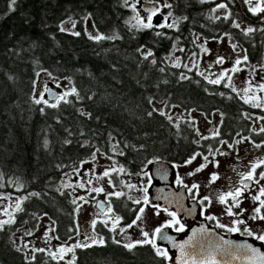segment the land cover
<instances>
[{"label":"trees","instance_id":"16d2710c","mask_svg":"<svg viewBox=\"0 0 264 264\" xmlns=\"http://www.w3.org/2000/svg\"><path fill=\"white\" fill-rule=\"evenodd\" d=\"M171 1H178L193 20L202 13L186 6L185 0ZM7 5L8 0H0V183L5 185L0 194L25 197L37 192L40 196L24 200L16 223L0 232V264H57L47 252L26 261V252L15 250L11 235L25 222L33 228V219L45 213L57 224L58 219L74 215L70 190L61 188L69 183L65 172L71 174L72 167L87 160L97 147L113 154L112 146L118 144L117 153L123 150L124 155L114 156L132 173L146 159L174 154L178 138L174 134L186 126L158 113L149 117L154 103L164 102V112L178 106L209 113L222 105L207 89L210 83L183 66L194 50L192 34L200 29L196 26L180 21L178 30L135 31L131 28L133 11L123 0H17L14 12ZM87 15L98 34L120 38L89 39L83 26ZM66 20L75 21V27L62 32ZM215 27L211 23L208 28ZM156 31L166 35L157 37ZM175 37L180 38L176 44L184 52L173 51ZM141 45L153 51L157 64L142 59L136 51ZM170 53L179 57L181 67L172 66ZM37 72L70 78L81 99L69 96L70 103L41 113L42 105L31 99ZM181 73L189 79H181ZM81 111L91 113V118L81 116ZM65 140L72 143L65 144ZM85 141L89 147L80 146ZM142 144L145 149L137 151ZM75 255V264H161L149 246L130 252L111 237L104 246L78 249ZM163 264L170 263L165 260Z\"/></svg>","mask_w":264,"mask_h":264},{"label":"snow or ice","instance_id":"6c2138e0","mask_svg":"<svg viewBox=\"0 0 264 264\" xmlns=\"http://www.w3.org/2000/svg\"><path fill=\"white\" fill-rule=\"evenodd\" d=\"M141 2V0H135L134 3H129V0H124V6L131 8V10L136 13V15L132 18L136 21L135 24L131 25V28L135 31H143V30H154L159 28H168L178 30L179 22L181 20H186L187 17L173 18V13L171 11L166 14L162 12L164 8H171L172 5L168 2V0H149L154 6L151 8L145 9L146 15L141 16L137 5ZM201 3L207 2V0H200ZM241 2L247 6V11L254 16H258L262 21H264V0H241ZM214 7L211 9L212 13H216L219 10H223L222 15H216L214 17H210L214 20H224L230 21L232 27L241 29V25L231 20V11L230 6L235 3V0H220L219 3H215L213 0ZM17 4V0H8V10L10 12H14L16 10L15 6ZM160 15L162 17L161 22L156 24L154 23V17ZM171 18V19H170ZM63 23V22H62ZM75 27V23L73 22V28ZM60 31H66V29L61 26ZM245 36L252 34L256 31L264 32V28L256 29L251 26L246 29H241ZM73 35H80L79 32H73ZM155 35L157 37L166 35L163 32L156 31ZM224 35H228L225 33ZM119 36L108 37L103 34H97L96 36L89 35V39H94L96 41L104 40V39H119ZM198 38V37H197ZM179 37L174 38L173 43V51L184 52V48H178L176 42L179 41ZM219 39H223L220 37ZM201 52L209 53V49L205 48L203 45H197ZM232 49L234 52H237V57L233 63L231 69H224L218 75L213 73L212 76L215 78H210L209 76H204V79L208 81V83L213 85H219L224 82L223 86L226 88H230L231 92L239 94V92H243V95L239 98L245 103L250 104L254 108H259L264 111V75H261V72H264V64L255 65L252 67V71L256 73L258 80L254 82L253 80H246V86L243 89H237L232 84V76L229 73H237L242 71L243 69L240 65H247L248 55L247 50H244V55L241 56L238 49V45L233 43ZM140 53L141 57L145 61H149L150 63L155 65L157 64V60L154 58L153 51L151 49L146 48L145 45H141L136 50ZM198 54L192 53L191 56L194 58ZM151 58V59H150ZM168 59L172 61L173 67H181L179 62V57H176L172 53L169 54ZM217 65H222L224 63V57L217 56L214 61ZM188 68V65H183ZM196 63L193 62V67H196ZM211 68V65H209ZM191 71V68H188ZM46 71V70H42ZM161 72L165 71L164 68L160 69ZM203 76V73H199ZM50 79H57L52 76V73H47ZM36 76L39 77L40 73L37 72ZM181 79H189L184 73L180 75ZM11 79V77H9ZM69 80L70 78H65ZM33 95L31 97L32 102L35 105H42L39 108L41 113L45 112L46 108H58L61 103L67 104L70 103L68 97L75 95L77 99H81L75 87L70 89H66L63 92H56L55 89H59L62 85L57 82L53 87H49L46 83L43 87V90L39 91L37 94V86L36 80H33ZM259 91L262 95H257L256 91ZM221 96H224V93H220ZM231 98V97H229ZM91 99V97H89ZM149 103H153V98H149ZM175 107V106H173ZM154 113H158L161 116L167 115L162 109H157L155 107L152 108L151 111L147 113L149 117H151ZM81 116H87L91 118V113H85L83 111L80 112ZM220 122L222 125L224 122V113H220ZM245 119H251V116L245 115ZM170 122L172 121V117L168 116ZM260 121H264V116H260L256 118V123ZM59 122V120L57 121ZM192 123V122H189ZM211 123V121H209ZM255 135H261L264 137V127H259L258 130H253ZM81 136L84 135L83 132L80 133ZM69 135H72L71 131H69ZM197 135L200 137L196 143H199L201 140L208 139H216L220 136V127L219 125L215 126V130L211 132L209 136H204L199 133L197 130ZM240 137V139L236 140L235 143H243L247 141L251 143L254 148L260 149L264 147V139H261L259 143H257L250 136H241L240 133L236 134ZM111 138V134H110ZM72 143L71 140H65V144ZM220 145H227L229 149H233V143L221 139L219 141ZM48 141H44V147L47 148ZM81 147H89V143L85 141L80 145ZM124 147H129L128 145H124ZM119 145L112 146L113 155H108L107 151H103L100 148H95V150L91 153L90 160H82L80 161L79 166H73L71 174L65 172L64 176L69 177L70 182L61 185V188H69L72 187L73 193L76 192L77 189L85 192V195H73L71 203L74 205L73 213L78 215L82 210L85 204H93L97 209V212L94 218L90 222V228L92 229V235L82 234L79 230L78 222L74 221V227H70L68 229L69 233H75L76 236L83 235L82 240H78L74 245L68 246L66 242L64 244L59 245L55 250L45 249V248H34L30 247L28 242H24L22 247H16L15 250L17 252H23L28 250L31 255L25 256V260H35V254L40 252H47L50 256L51 260L57 261L59 264L60 261L64 260V257L67 253H73L70 260L66 261L65 264H75L76 255L74 254V250L77 248L80 249H88L94 246H104L106 243L105 237L100 235L97 230V225L102 224L104 228L108 229V231L115 233L117 235L124 234L128 229L137 228L139 229V234L142 239L132 240L127 243H123L120 240L115 239L113 236V243L117 245H121L123 248L128 251H133L138 247L149 246L153 250V254L155 257L160 258L161 264L163 261H171L173 258L169 255L167 249L160 247L157 244V239L170 242L172 247L179 249L180 255L176 257L175 264H233L235 261H240L241 264H264V251H261L259 248L254 247L250 244H233L227 240H221L219 243H199L197 242L195 245L194 241H197V237L200 233L206 232V229L201 227L200 229H193L192 235L188 237L186 241L183 243L177 242L174 237L168 235L165 231L166 229H172L176 233H182L185 231V224L181 222L180 218H178L176 211H171L169 207L162 206L159 203H153V200H165L169 206L179 205L180 209L183 210V206L180 205V200L182 197L181 193H176L172 196H156L153 198L149 197V188L153 186V175L150 174V170H148L149 165H153L159 163V157L154 159H146L143 167H141L140 171L137 173L129 174L123 166L115 167L109 166L104 167L101 172L96 171V166L94 165L91 169H85L83 167L84 164L94 162L97 159L98 155H104L107 159L112 160L113 156L116 154L124 155L123 150H120L117 153V149ZM145 149V145H140L137 151H142ZM216 155H228V153L224 152L220 147H213L212 145L208 146V154L205 155L203 153H194L191 157H189L184 164L189 165L197 158V156H203V159L206 163L200 164L199 167L195 168L193 171L187 173L188 176H194L196 173L200 172L204 169L208 163H214L216 167H219V162L215 160ZM209 157L213 159L210 160ZM239 159V155L237 153V160ZM58 167H61L58 165ZM178 167L177 165H173V168ZM259 169V171H258ZM234 173H236L237 179L232 181L229 178V188L227 192H221L216 197V202L221 205H224V215L228 217H232L230 224L221 223L220 219L215 215H206L205 219L209 221H215V227L219 229H223L229 233H243L248 237H251L253 240L260 242L264 245V230L262 231H254L252 227L249 225V221H264V159H260L256 162H250V164L245 168V170L240 171L236 168H233ZM120 174L124 175H135L140 178L138 183H133L131 181L118 180L117 176ZM156 175H158L159 179L167 180L168 179V170L164 168L156 169ZM96 177V182L100 180L107 179V187L104 185L97 186V183L93 181V179L89 177ZM219 178L218 173L213 172L210 175L209 184L214 183ZM2 179V177H0ZM175 184L186 191L187 194L190 195V198L195 202V205L200 206V215H204L207 209L212 205L213 200L210 196H199V190L201 185L198 183H192L191 185L185 183L184 177L180 176L178 173L175 176ZM5 185L0 183V188ZM111 191H108V189ZM127 189V192L124 190ZM19 190V188H17ZM60 191V189H57ZM133 191L141 193L140 196L134 197L130 195ZM163 191V190H161ZM61 194H64L63 192ZM94 194V195H93ZM68 195H72V193H68ZM103 196V200L98 199L97 197ZM248 195H251V200L256 205L252 210V215L248 216L247 219H244L246 209L242 208L241 205L245 199H248ZM36 196L39 197L40 193L31 192L25 197H17L14 202V206H7L0 208V215L7 216V219H0V232L5 231L7 227H10L14 223H16V217L14 213L24 211L21 207L22 203L26 199H30L31 197ZM11 197V193L5 195L0 194V201H6ZM122 198H127L133 204L138 207L135 211V218L127 224L121 226L123 218L117 215L113 208L114 200H120ZM9 207H12V211H9ZM153 209V214L155 216H160L161 213L167 215L169 219L165 220L159 226L155 227L151 233L145 231L143 227H141V223L143 217L145 215L146 209ZM196 210L195 206L188 210L189 214ZM47 216V213L44 214ZM55 221H52V224L55 225ZM55 228L45 227L44 236L46 238V243L51 237H49L50 232H54ZM34 233L31 229L26 230L24 232V236H32ZM15 236V233L12 234ZM55 239H59V236L54 237ZM69 239H72V236H69ZM13 244L16 243L15 240L12 241Z\"/></svg>","mask_w":264,"mask_h":264},{"label":"flooded vegetation","instance_id":"af4514ba","mask_svg":"<svg viewBox=\"0 0 264 264\" xmlns=\"http://www.w3.org/2000/svg\"><path fill=\"white\" fill-rule=\"evenodd\" d=\"M188 5L191 6L192 10H197L198 12H202L201 14L195 15V19L193 20L192 17L189 16L188 12L186 13L185 9L182 7L180 8V3L178 1H171L168 0V2L172 5V7L164 8L162 9L163 13H167L171 11L173 13V18H180V17H187L186 20H181L183 23L186 22L189 27H197L200 28L198 30V33L192 34V39L194 35H200L205 39H215V41H219V39L222 36H225L224 34L227 33L226 37L229 38V45L232 48V44L236 43L238 45V49H240L244 55V50H247L248 55V61L249 63L247 65H240L241 67H244L247 71L246 80H251L252 74L254 73L252 71V67L255 65L264 64V32L256 31L252 34H249L248 36H245L241 29H246L247 27L251 26L256 29L264 28V21H262L258 16H254L251 13L247 11V6L244 5L241 0H235V3L230 6V11L232 13L231 20L236 21L241 25V29H237L232 27V24L230 21H224V20H214L210 17H214V13L211 12V9L214 7L213 0H207L205 3H201L200 0H185ZM135 0L132 2L134 3ZM220 0H215V3H219ZM141 5V6H140ZM154 5L149 2V0H141V2L137 5V9L139 13L141 10H145L147 8H151ZM189 9V8H187ZM178 11L180 14H178ZM184 13V14H183ZM205 13H209L208 16H205ZM222 15V14H220ZM155 20L160 23L162 17L160 15H157L154 17ZM189 18L191 20H189ZM171 19V18H170ZM198 22V23H197ZM157 23V24H158ZM216 24V27L214 30L210 31L208 28L210 25ZM193 43V52L196 50V45L194 42V39L192 41ZM237 49V50H238ZM191 52V53H193ZM189 53V55L191 54ZM186 72H189L188 69H185ZM196 72L195 70H191ZM264 72H261L260 74L263 75ZM197 75H199L196 72ZM200 76V75H199ZM203 78V77H202ZM256 80H258L257 76H255ZM204 79V78H203ZM224 83H221L219 85H213L209 84L207 86L208 90L211 91L212 94H215L218 98V101L221 103V107L219 108H213L209 113L199 110V109H189L184 111L185 114L194 111L199 114H201L205 119H215L217 122V125L220 127V136L216 139H208V140H201L199 143H196L200 139V137L197 135V131L195 127L189 123L188 118H184V120L180 121L181 124L186 126L185 131L175 133L174 135L178 137L174 142L177 145V150L174 154H159V163H162L161 165L153 164L148 166V170H150V174L153 175V186L149 188L151 191V198L156 196H172L176 193H181V205L183 206V210H180L177 212L174 208H169L171 211H176L178 218H180L181 222L185 224V231L182 233H176L174 230L170 229L172 233L177 234L179 237H184L187 235L188 231L193 228L194 225L199 224L203 227L207 228H215L219 233L222 235H236L239 237L249 238L251 237L246 236L243 233H229L223 229H219L215 227V221H209L205 219L206 215H215L218 217L221 221V223L224 224H230L232 217H228L227 215H224V205L219 204L216 202V197L219 193L225 192V189L229 188V183L231 178L232 181H235L237 179L236 173H234L233 168H236L240 171L245 170L244 167L239 166V163L237 161V153L239 155V159H243L245 155L250 154L253 151V146L249 145L247 141L243 143H235L236 140L240 139L239 136H237V133H240L241 136H250L252 139H254L257 143L261 141V139H264L261 135H255L253 130L257 129L259 127H264V121H260L259 123H256V118L260 116H264V111H262L259 108H254L250 104H245L239 97L241 95L237 93L231 92L230 88H226L223 86ZM246 86V84H243V88ZM220 93H224V96H221ZM257 95H262L259 93V91H256ZM231 97V98H229ZM158 104L165 105L164 102H160ZM178 107V106H176ZM225 107V109H223ZM227 107V109H226ZM179 108V107H178ZM229 108V109H228ZM181 109V108H180ZM168 110H165V113L167 114ZM224 113V122L222 125L219 124L220 122V113ZM217 115V117H214ZM248 115L251 116V119H245L244 116ZM167 116V115H166ZM168 118V116H167ZM254 119V121H253ZM169 120V119H168ZM173 123V122H171ZM174 124V123H173ZM211 133L205 134L204 136H209ZM223 139L229 142L233 143V149H229L227 145H220L219 141ZM173 142V143H174ZM247 144L249 145L247 149ZM212 145L213 147H220L224 152L228 153V155H216L215 160L219 162L220 172L218 173L219 178L212 184H209V180H204L202 183H198L201 185L199 190V196H210L213 200L212 205L207 209L204 215H200V206L195 205V202L190 198V195L186 193L184 189L177 186L175 184V176L178 173L180 176L184 177L185 183L186 179L188 177L187 173L189 171H183V168L186 166L184 162L191 157L194 153H203L205 155L208 154V146ZM185 150L181 152V149ZM108 155H113L108 154ZM234 155V156H232ZM200 159V164L206 163L203 159V156H197ZM256 157H259L261 159H264V148L257 149V153L255 155H252L250 159L254 161ZM91 156L87 159L90 160ZM153 158V159H154ZM210 160H212V157H209ZM112 161H114V164L116 167L123 166L122 160H119L117 157L113 156ZM114 164H110L109 166H114ZM177 165L178 167L173 168V165ZM212 163H208L210 165ZM79 166V165H78ZM206 166V167H207ZM108 167V165L103 166ZM158 168H164L168 170V179L161 180L159 179L158 175H156V169ZM90 169V168H88ZM138 170L133 171V173H137L140 171V167L137 168ZM127 173L132 174V172H129L126 170ZM259 171V169H258ZM202 176L209 177L213 173L209 169H202L201 171ZM126 176L128 177L129 181L133 183H138L140 178L135 175H124L120 174L117 176L118 180H121V178L126 181ZM93 179V177H89ZM64 181V179H63ZM70 182V180H69ZM194 182L187 183L191 185ZM261 183H264V181H261ZM70 193H72L71 188H69ZM127 192V189H124ZM163 190V191H161ZM130 195L137 197L140 196L141 193L133 191L130 193ZM73 198V195H71ZM100 200H103V198L97 197ZM184 198H187L184 199ZM153 203H167L165 200H153ZM92 205V204H91ZM162 206H166L165 204H161ZM195 206L196 210L189 214L188 210L193 208ZM256 205L251 200V195H248V199H245L241 205L242 208L246 209L244 219H247L248 216L252 215V210ZM93 207H95L93 205ZM138 206L133 204L130 200L127 198H122L120 200H114L113 202V208L117 215L121 216L123 218L121 226L124 224L130 223L135 218V209ZM264 211V210H262ZM96 212V211H95ZM15 217L18 215V212L14 213ZM42 217H46L51 223L52 220H50L45 215H40L33 219L34 225L29 226L28 222L24 223L25 227L31 228V230H36V228L39 225L40 219ZM169 219L166 214L161 213L160 216H155L153 214V209L147 208L145 212V217L142 220L144 230L151 233L153 229L157 226H159L161 223H163L165 220ZM27 221V220H26ZM74 221L77 222V215L74 214L72 217L65 218V219H58V224L55 223V225L52 224L51 228L54 227L55 231L53 232L54 237L59 236V239H56L58 242H68L71 241L76 237L75 233H69L68 229L70 227H74ZM249 225L252 227L254 231H262L264 230V221H249ZM13 225L10 226V228ZM22 226V227H24ZM97 230L100 235H103L106 238L113 237V233L108 231V229L104 228L102 224L97 225ZM168 235L172 236L171 232L166 231ZM72 236V239H69V236ZM12 236V235H11ZM138 237L142 238L140 235H137ZM83 239V235L81 236V240ZM253 240V239H252ZM123 243H125L123 240H120ZM255 241V240H253ZM258 242V241H255ZM260 243V242H259ZM157 244L167 249L169 252V255L172 257V253L169 251L168 246L171 245L170 242L163 241L157 239ZM264 248V245H262ZM80 249L77 248L74 250L75 252ZM26 256H29V254L26 252ZM64 261V260H63ZM167 261V260H166ZM66 262V261H65ZM168 263L171 264L170 261Z\"/></svg>","mask_w":264,"mask_h":264},{"label":"rangeland","instance_id":"374dc122","mask_svg":"<svg viewBox=\"0 0 264 264\" xmlns=\"http://www.w3.org/2000/svg\"><path fill=\"white\" fill-rule=\"evenodd\" d=\"M134 0H129V3L131 4ZM124 2V0H123ZM141 6V5H140ZM140 15L145 16L147 13L144 10L140 9ZM223 14V10H219L218 12L214 13L213 15H220ZM136 15V13L133 12L132 18ZM73 20H66L64 21L61 26H63L66 30H73ZM136 21L132 19V24H135ZM154 23H158L155 18H154ZM83 26L85 29L86 34L89 36H96L98 33L95 30V27L93 25L92 19L89 15L83 18ZM198 37V38H197ZM223 39L219 41H215V39H205L200 35H194L193 39L196 45V50L193 53H197L198 55L196 57H192L191 54L185 61V64L188 65V68H191L192 70H195L198 74L203 73V76L200 75L201 77L204 78V76H209L210 78H215V76H212L211 74H219L221 71L224 69H231L233 66V63L237 57V52H234L233 49L229 45V38L225 36H222ZM197 45H203L205 48L209 49V53H204L201 52V49ZM240 55L243 56V53L240 49H238ZM217 56L224 57V63L222 65H217L214 63L216 60ZM172 62V61H171ZM180 62V60H179ZM193 62L196 63V67H193ZM209 65H211V68H209ZM241 67V66H240ZM186 68V67H185ZM186 68V69H188ZM243 70L240 72H237L235 74L229 73V75L232 76V84L237 88V89H243V84H245L246 81V76H247V71L244 67H241ZM40 76L37 77L36 79V86H37V94L39 91L43 90L44 85L47 83L49 87H54V85L59 82L62 87L58 89V92H63L66 89L72 88L71 84L69 83V80L67 79H50L49 76L47 75L46 72H39ZM264 75V73H263ZM256 73L254 72L252 74L251 80L256 82ZM207 81V80H206ZM224 83V82H222ZM239 95H243V92H239ZM154 107L157 109H162L164 110L165 105L163 104H158L154 103ZM167 116L172 117V121L174 124H178L180 121L184 120V118H188L189 122H192L191 124L195 127L196 131L198 130L201 135H205L208 133H211L212 131L215 130V126H217V122L215 119H205L201 114L191 111L187 114L185 112L178 108V107H169ZM214 117H217L215 115ZM211 121V123H209ZM254 121V119H253ZM248 143V142H247ZM249 145L253 146L251 143H248ZM247 144V149L249 145ZM264 148V147H262ZM257 153V149L253 148V151L250 154L245 155L243 159H238L239 166L246 168L250 162H256L260 160L261 158L256 157L254 161L250 159L252 155H255ZM234 156V155H232ZM200 159L197 157L193 162L189 165H186L183 168V171H193L195 168L199 167L200 165ZM114 164V161L107 159L104 155H98L97 159L94 162L86 163L83 165L85 169L88 168H93V166H96V171L101 172L103 170V166ZM115 166V164H114ZM116 167V166H115ZM119 167V166H118ZM204 169H209L212 172L219 173L220 172V167H216L214 163L208 165ZM188 172V173H189ZM121 180H123L121 178ZM204 180H209V177L202 176L201 172L196 173L194 176H188L186 179L187 183L191 182H198L202 183ZM93 181L96 182V177H93ZM126 181H129L128 177L126 176ZM97 183V186L104 185L107 187V179L100 180ZM71 188L72 195H85V192L82 190L77 189L76 192L73 193V189ZM17 190V188H16ZM108 191H111L109 188ZM228 189H225V192H227ZM94 195V194H93ZM17 197H21L19 194H13L11 197L6 200V201H0V208L7 207V206H14L15 199ZM100 198H103V196H99ZM9 211H12V207H9ZM97 209L93 207V204H85L82 208V210L79 212L77 215V222L79 224V230L82 234H87V235H92V229L90 228V222L94 218ZM145 217V215H144ZM143 217V219H144ZM0 219H7V216L0 215ZM52 223L46 218L42 217L40 219L39 225L36 228V230H33V235L32 236H24V232L26 230H29L31 228L27 227H21L15 232V236H13V240L16 241L15 245L17 247H22L24 242H28L30 247L34 248H45V249H50V250H55L59 245L64 244V242L60 243L54 238L53 232L49 233V237L51 239L48 240L46 243V238L44 236V229L45 227L51 228ZM141 227H143V223H141ZM137 235L139 234V229L133 228V229H128L126 233L124 234H115L113 233V236H115V239L117 240H123L125 243L130 242L132 240H138L142 239L138 237ZM82 236V235H81ZM81 236H76L74 239L71 241L66 242L68 246L74 245L78 240H81ZM113 238V237H112ZM31 255V253L28 250H25ZM73 253H67L64 257V261H68L71 259Z\"/></svg>","mask_w":264,"mask_h":264},{"label":"water","instance_id":"95a60500","mask_svg":"<svg viewBox=\"0 0 264 264\" xmlns=\"http://www.w3.org/2000/svg\"><path fill=\"white\" fill-rule=\"evenodd\" d=\"M54 88V87H53ZM54 90L56 92H58V89H55ZM162 163H158L157 165H161ZM149 197L151 198V191L149 190ZM187 200V198H184ZM154 202V201H153ZM160 203V202H159ZM161 204H165L167 205V207L169 208H174L177 212H179L181 209H180V206L179 205H172V206H169L167 203H161ZM180 205H181V200H180ZM201 225L199 224H196L193 226L192 229H190L187 233L186 236H184L183 238L182 237H179L177 234L175 233H172L170 231V229H166L165 231H169L171 232L172 234V237H174V239L179 242V243H183L184 241H186L188 239L189 236L192 235V230L193 229H200ZM204 229H206V232L204 233H200L197 237V241H194L193 244L195 245L197 242L199 243H219L221 240H227V241H230L232 242L233 244H243V243H247V244H250L254 247H257L259 248L261 251H264V248L262 247V244L259 243V242H255L253 241L252 239H249V238H244V237H239V236H236V235H222L221 233H219L215 228H207V227H203ZM169 248V251L172 253V260L170 261L171 264H175V259L176 257H178L180 255L179 253V249L177 248H174L172 247V244L168 246ZM233 264H241L240 261H235L233 262Z\"/></svg>","mask_w":264,"mask_h":264}]
</instances>
